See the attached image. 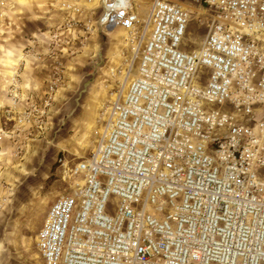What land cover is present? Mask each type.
<instances>
[{"label": "built area", "instance_id": "built-area-1", "mask_svg": "<svg viewBox=\"0 0 264 264\" xmlns=\"http://www.w3.org/2000/svg\"><path fill=\"white\" fill-rule=\"evenodd\" d=\"M101 2L99 27L142 44L137 73L89 156L58 159L65 182L82 178L38 233L45 264H264V0H196L207 33L190 51L181 49L192 20L182 6L154 0L145 37L135 0ZM60 5L72 11L75 0ZM10 94L16 106V77ZM12 112L8 122L30 119ZM13 132L0 130V146Z\"/></svg>", "mask_w": 264, "mask_h": 264}, {"label": "rangeland", "instance_id": "rangeland-1", "mask_svg": "<svg viewBox=\"0 0 264 264\" xmlns=\"http://www.w3.org/2000/svg\"><path fill=\"white\" fill-rule=\"evenodd\" d=\"M101 1L75 0L72 11L61 9L60 0H10L0 6V130L14 131L0 146V264H45L38 233L52 205L82 178L65 182L58 159L89 156L105 113L137 73L142 44L123 28L99 27ZM153 1L135 0V9L146 16ZM171 1L192 16L181 49H199L207 33L198 21L204 10L196 0ZM69 19L79 21V28L62 31ZM144 26H138V35L147 37ZM55 34L58 42L52 44ZM58 68L63 72L56 81ZM14 77L21 87L16 106L10 94ZM10 109L16 118L28 110L30 119L8 122ZM119 204L112 196L106 212L115 215Z\"/></svg>", "mask_w": 264, "mask_h": 264}, {"label": "bare ground", "instance_id": "bare-ground-1", "mask_svg": "<svg viewBox=\"0 0 264 264\" xmlns=\"http://www.w3.org/2000/svg\"><path fill=\"white\" fill-rule=\"evenodd\" d=\"M168 1H171V0H168ZM171 2H173V1H171ZM175 3V2H174ZM177 4V3H176ZM180 4V3H179ZM178 5V4H177ZM183 6V5H182ZM185 8V7H184ZM151 10H152V7H151ZM151 10H149L148 11V13L146 14V16H142L140 13H139V11H138V13H139V15H140V17H141V20L145 23L146 22V26H145V28H144V31H146V30H149L150 29V27H149V19H150V15H151ZM192 21V20H191ZM143 31V32H144ZM150 31V30H149ZM112 72H114V71H112Z\"/></svg>", "mask_w": 264, "mask_h": 264}, {"label": "trees", "instance_id": "trees-1", "mask_svg": "<svg viewBox=\"0 0 264 264\" xmlns=\"http://www.w3.org/2000/svg\"><path fill=\"white\" fill-rule=\"evenodd\" d=\"M55 169V167H53V170Z\"/></svg>", "mask_w": 264, "mask_h": 264}, {"label": "crops", "instance_id": "crops-1", "mask_svg": "<svg viewBox=\"0 0 264 264\" xmlns=\"http://www.w3.org/2000/svg\"><path fill=\"white\" fill-rule=\"evenodd\" d=\"M201 12H202V11H201ZM201 12H200V13H201Z\"/></svg>", "mask_w": 264, "mask_h": 264}]
</instances>
